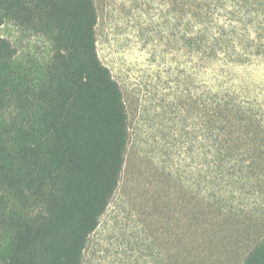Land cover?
Returning a JSON list of instances; mask_svg holds the SVG:
<instances>
[{
  "label": "trees",
  "instance_id": "16d2710c",
  "mask_svg": "<svg viewBox=\"0 0 264 264\" xmlns=\"http://www.w3.org/2000/svg\"><path fill=\"white\" fill-rule=\"evenodd\" d=\"M172 3L195 24L205 57L241 48L251 30L264 27V0ZM0 14L53 44L34 79L14 66L17 50L0 37V228L10 232L4 264H82L117 190L129 138L120 87L98 57L95 3L0 0ZM220 14L231 26L217 22ZM263 45L255 55L264 57ZM225 97L201 123L218 153L202 163L203 236L226 231L230 216L237 217L232 203L236 185L247 179L243 172L254 179L264 172V115ZM5 114L15 116L4 123ZM189 253L184 264L196 261ZM177 260L171 256L169 264ZM241 264H264V234Z\"/></svg>",
  "mask_w": 264,
  "mask_h": 264
},
{
  "label": "rangeland",
  "instance_id": "374dc122",
  "mask_svg": "<svg viewBox=\"0 0 264 264\" xmlns=\"http://www.w3.org/2000/svg\"><path fill=\"white\" fill-rule=\"evenodd\" d=\"M172 1L94 0L98 57L120 87L129 138L117 190L82 264H169L171 256L184 264L187 252L194 264H241L264 234V172L256 179L243 172L247 179L236 185L232 203L237 217L230 216L226 231L200 235L197 217L201 175L208 173L201 172L203 159L218 155L201 126L205 114L229 95L264 115V57L255 55L264 27L251 30L241 48L205 57L195 24ZM217 22L231 26L222 14ZM0 37L17 50L14 66L39 79L51 60V37L1 14ZM11 117L5 114L4 123ZM9 239L0 228V264Z\"/></svg>",
  "mask_w": 264,
  "mask_h": 264
}]
</instances>
